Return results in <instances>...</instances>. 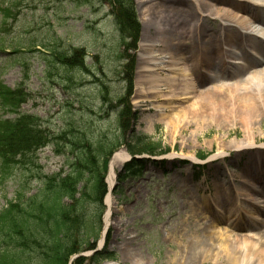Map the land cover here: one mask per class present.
<instances>
[{
  "label": "rangeland",
  "instance_id": "obj_1",
  "mask_svg": "<svg viewBox=\"0 0 264 264\" xmlns=\"http://www.w3.org/2000/svg\"><path fill=\"white\" fill-rule=\"evenodd\" d=\"M133 3L139 38L134 47L124 50L126 40L121 42L110 14V0H0V82L10 88L24 82L22 90L28 98L20 110L38 116L43 127L54 134L81 129L90 138L105 135L108 141L121 135L123 144L113 151L109 162L120 149L128 155L116 170L111 188L115 200L106 227L103 220L107 210L105 196L103 199L105 229L95 244L97 258L91 259V250H86L72 255L71 264L81 256L85 258L82 264H122L119 245L125 233L135 236L131 247L139 250L148 264L169 262L177 242L167 240L165 235L185 218L183 213L188 209L183 203L184 197L205 199L222 193L231 185L234 187L232 195H236V189H241V180L247 182L254 174L264 179V117L254 124V144L235 148L226 142L243 138L238 123L228 126L227 130L212 123L197 133L194 125L188 124L171 134L162 121L156 120L151 101H138L141 43L147 32L154 33L153 28L146 26L143 12L146 9L151 12L154 6L150 2L143 4L141 0H133ZM181 8L193 11L190 0L177 2L173 10ZM216 22L205 23L209 32L215 30ZM165 24L167 37L176 40L174 23ZM236 38L241 40L237 35ZM258 43L262 45L264 41L258 39ZM73 48L82 50L88 69L69 67L56 59V53L69 54ZM203 78L204 74H198L199 80ZM123 98L130 107V115L124 119L125 130L121 128L119 117L123 104L118 102ZM0 116L14 117L1 107ZM148 120L153 121L151 127ZM131 130L147 137V143L159 147L150 152L143 150L142 145L131 154L127 149V141L133 134ZM219 151H223L222 156H213ZM132 157L144 162L137 176L120 170ZM36 158L38 166L34 167V173L51 174L65 169L71 154L64 141H51L38 149ZM109 162L105 176L107 188ZM31 175L30 171L18 167L0 180V209L15 196L21 180L27 179L28 184L34 186ZM260 184L263 183L255 185L260 187ZM172 205H176L180 213L170 217ZM219 230L225 233L223 226ZM181 232L192 235L194 231ZM193 264L219 263L209 258Z\"/></svg>",
  "mask_w": 264,
  "mask_h": 264
},
{
  "label": "bare ground",
  "instance_id": "obj_2",
  "mask_svg": "<svg viewBox=\"0 0 264 264\" xmlns=\"http://www.w3.org/2000/svg\"><path fill=\"white\" fill-rule=\"evenodd\" d=\"M179 1L183 0H141L154 6L151 12H143L146 26L154 33L147 32L141 43L138 101L149 99L156 120L171 134L188 124L197 133L212 123L225 130L238 123L243 138H231L226 145L252 146L254 124L264 117V44L258 43V39L264 41V0H190L192 12L188 8L173 10ZM167 21L177 29L176 40L167 37ZM208 21H218L214 31L207 30ZM200 73L204 74L202 80L198 79ZM147 122L153 125L152 120ZM257 130L261 133L259 126ZM222 155L219 151L213 156ZM127 156L120 149L109 162L105 227L115 200L111 187L116 170ZM258 182L263 184L257 187ZM241 183L236 195H232L231 185L205 199L184 197L185 218L165 235L177 243L169 262L160 264H193L209 258L219 264H264V179L254 174ZM176 207L169 209L170 217L180 213ZM180 227L194 232L185 235ZM134 238L128 233L121 237L120 263L148 264L131 247Z\"/></svg>",
  "mask_w": 264,
  "mask_h": 264
},
{
  "label": "trees",
  "instance_id": "obj_3",
  "mask_svg": "<svg viewBox=\"0 0 264 264\" xmlns=\"http://www.w3.org/2000/svg\"><path fill=\"white\" fill-rule=\"evenodd\" d=\"M110 4L121 42L126 40L124 50L134 47L139 23L133 0H110ZM81 51L73 48L71 53H56L55 57L66 66L88 69ZM23 83L10 88L0 82V107L14 115L0 116V180L21 167L32 173L35 184L30 186L27 179L21 180L15 196L0 209V264H71L72 255L94 249L100 237L108 162L123 144L122 136L108 141L105 135L90 138L81 129L50 132L38 116L20 110L28 98ZM118 102L123 104L119 117L125 130L124 119L129 117L130 107L125 98ZM133 134L127 141L131 154L142 145L150 152L159 147L147 143V137ZM51 141H64L71 154L66 168L51 174L34 173L38 149ZM143 166L144 162L132 157L122 165L121 172L137 176ZM84 259L78 257L72 264H82Z\"/></svg>",
  "mask_w": 264,
  "mask_h": 264
}]
</instances>
